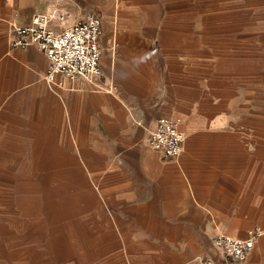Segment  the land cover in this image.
Segmentation results:
<instances>
[{
	"label": "crops",
	"instance_id": "0c3cea01",
	"mask_svg": "<svg viewBox=\"0 0 264 264\" xmlns=\"http://www.w3.org/2000/svg\"><path fill=\"white\" fill-rule=\"evenodd\" d=\"M52 10L100 17L101 76L17 44ZM256 227L234 264H264V0H0V264H220Z\"/></svg>",
	"mask_w": 264,
	"mask_h": 264
},
{
	"label": "built area",
	"instance_id": "2783aa9c",
	"mask_svg": "<svg viewBox=\"0 0 264 264\" xmlns=\"http://www.w3.org/2000/svg\"><path fill=\"white\" fill-rule=\"evenodd\" d=\"M28 25L18 26L17 44L25 46L36 44L49 59L50 69L45 79L51 82L58 73L70 78L82 77L92 79L101 76L100 36L102 33L100 17L90 13L86 20L65 24L67 14L46 11L34 14ZM58 19L63 25L55 30L50 23ZM185 133L178 121L161 116L157 119L150 137V145L164 158L177 157L182 149ZM259 228L248 231L245 239L220 236L214 240L223 255L220 264H234L244 261L254 242L260 235ZM205 264H215L204 260ZM218 264V263H217Z\"/></svg>",
	"mask_w": 264,
	"mask_h": 264
},
{
	"label": "rangeland",
	"instance_id": "374dc122",
	"mask_svg": "<svg viewBox=\"0 0 264 264\" xmlns=\"http://www.w3.org/2000/svg\"><path fill=\"white\" fill-rule=\"evenodd\" d=\"M90 13H93V12H90ZM89 13V14H90ZM88 14V15H89ZM94 14H96V13H94ZM97 15V14H96ZM102 51V50H101ZM102 53V52H101ZM101 194V202H102V204H105L106 203V201H105V194H103L102 192L100 193ZM107 210V209H106ZM108 211L109 210H107V211H105V213L107 214L106 216H108ZM105 227H107V226H105V225H102V228H105Z\"/></svg>",
	"mask_w": 264,
	"mask_h": 264
}]
</instances>
